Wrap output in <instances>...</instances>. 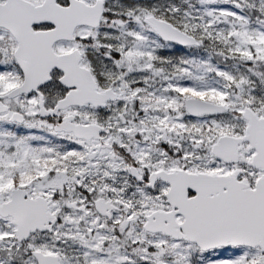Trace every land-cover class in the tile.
Here are the masks:
<instances>
[{"label":"snow or ice","instance_id":"6c2138e0","mask_svg":"<svg viewBox=\"0 0 264 264\" xmlns=\"http://www.w3.org/2000/svg\"><path fill=\"white\" fill-rule=\"evenodd\" d=\"M0 264H264V0H0Z\"/></svg>","mask_w":264,"mask_h":264}]
</instances>
